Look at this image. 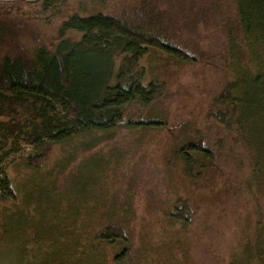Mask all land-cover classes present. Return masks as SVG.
I'll return each mask as SVG.
<instances>
[{
  "label": "rangeland",
  "instance_id": "rangeland-1",
  "mask_svg": "<svg viewBox=\"0 0 264 264\" xmlns=\"http://www.w3.org/2000/svg\"><path fill=\"white\" fill-rule=\"evenodd\" d=\"M65 1L66 6L61 9L64 13L78 12L85 3L87 8L119 15L138 10L142 0H105L103 4L49 0L47 9L42 7L43 0H0V24L6 22L10 26V31L0 38V58L4 54L30 57L38 46L50 45L56 39L61 18L46 19ZM148 3L165 17L168 34L187 46V56L192 59L178 61L159 50L145 56L142 65L147 70V80L162 83V93L152 109L131 107L125 117L159 119L165 125L149 129L123 125L111 141L91 151H76L79 145L89 146V138L56 145L51 160L38 174L24 165L20 159L23 152L10 159L7 172L20 199L30 192L43 193V189L49 190L48 185H55V198L66 199L60 202L66 212L57 210L51 221H46L49 228H44V224L43 229L37 230L35 225L42 226V221H35L37 224L29 225L28 234L35 236L44 230L49 239L72 237L79 209L82 216L78 222H81L90 220L93 208L107 213L106 208L128 204L133 210L130 264H264V229L260 230L263 234L256 235L258 228H264V201L260 196L254 197L258 192L264 194V110L257 107L253 111L254 121L247 124L245 145L234 133L227 134L215 123L211 113L214 101L225 90L227 78L232 79L230 64L235 57L227 24L235 21L233 0H148ZM69 36L80 37L76 33ZM240 51L244 66L255 69L256 64H261L259 70L264 71L261 48L253 59L256 64L249 49L243 47ZM261 99L264 106V96ZM183 131L189 132L188 136L194 134V139L198 131L204 141L220 149L216 160L233 181L229 192L221 186L216 171L205 172L198 180L186 174L182 160L175 154L186 139ZM28 151L25 147L24 152ZM72 156L75 159L62 173ZM253 159H258L263 173V183L259 181L258 188L251 179ZM42 174L49 182H42L44 177L39 176ZM179 199H187L191 205L188 225L169 217ZM12 210L11 201L0 203V217ZM117 213L116 218H126L120 211ZM38 214L35 211L33 216ZM58 243L63 247L61 241ZM31 244L28 249H33ZM46 246L52 247L51 243ZM40 247L41 253H53ZM115 250L106 249V264H112ZM68 257L72 254L57 256L55 264Z\"/></svg>",
  "mask_w": 264,
  "mask_h": 264
},
{
  "label": "trees",
  "instance_id": "trees-1",
  "mask_svg": "<svg viewBox=\"0 0 264 264\" xmlns=\"http://www.w3.org/2000/svg\"><path fill=\"white\" fill-rule=\"evenodd\" d=\"M30 1L37 0H23ZM104 1L89 0L91 4ZM48 2L43 0L42 7L47 9ZM233 3L235 21L227 24L231 29L229 38L235 57L230 64L232 79L227 78L225 90L214 101L211 113L215 123L227 134L234 133L245 145L247 124L254 121L253 111L257 107L264 110L261 99L264 71L259 70L261 64L253 61L258 48L264 54V0H233ZM66 4L65 1L53 9L48 15L51 17L46 19L61 18L56 39L50 45L38 46L30 57L4 54L0 58V203H13V210L3 212L0 217V264H55L56 257L66 253L72 257L59 264H106L107 248L117 251L112 255V264H130L133 210L128 204L106 208L107 213L93 208L90 220L81 222H78L82 216L79 209L72 237L49 239L44 230L30 236L29 225L42 221V226L35 225L36 229H43L44 224V228H49L46 221H51L57 210L62 214L66 212L60 205L66 199L54 197L55 185H48L49 190L45 188L43 193H27L20 199L12 186L7 165L10 159L23 152L20 159L24 165L38 174L51 160L56 145L89 138L91 144L85 148L77 144L76 151H91L111 141L123 125L139 129L164 126L165 122L159 119L125 117L131 107L152 109L162 93V83L147 80L142 60L152 50H159L178 61L192 59L187 56V46L168 34L165 17L148 0L140 1L138 10L119 15L87 8L85 3L78 12L64 13L61 9ZM9 31V24H0V38ZM70 33L80 37L73 39ZM243 47L250 50L255 69L242 64L240 48ZM188 134L183 131L187 140L175 153L182 160L186 174L198 180L203 173L216 171L221 186L229 192L233 181L220 169L218 158L216 160L220 149L205 142L198 131L195 139L194 134ZM25 147L28 152H24ZM257 160H252L251 176L256 188L263 183ZM39 176L44 177L40 181L49 182L46 175ZM54 177L57 178L56 174ZM259 196L264 201L261 192L254 197ZM46 199H49L47 203ZM177 203L179 205L176 204L169 217L181 225H188L192 217L191 205L187 199H179ZM35 211L39 212L38 217L33 216ZM118 211L126 218H116ZM263 229L258 228L256 235L263 234L260 232ZM50 243L52 247H47ZM29 244L33 249H28ZM41 245L53 253H41ZM34 250L36 252L32 253Z\"/></svg>",
  "mask_w": 264,
  "mask_h": 264
}]
</instances>
